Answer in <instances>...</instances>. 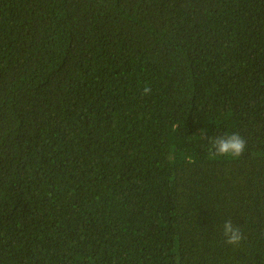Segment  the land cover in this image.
I'll use <instances>...</instances> for the list:
<instances>
[{
    "label": "trees",
    "instance_id": "obj_1",
    "mask_svg": "<svg viewBox=\"0 0 264 264\" xmlns=\"http://www.w3.org/2000/svg\"><path fill=\"white\" fill-rule=\"evenodd\" d=\"M0 264H264V0H0Z\"/></svg>",
    "mask_w": 264,
    "mask_h": 264
},
{
    "label": "clouds",
    "instance_id": "obj_2",
    "mask_svg": "<svg viewBox=\"0 0 264 264\" xmlns=\"http://www.w3.org/2000/svg\"><path fill=\"white\" fill-rule=\"evenodd\" d=\"M151 87L147 84L142 89V95H149ZM201 135L204 137L203 133ZM205 138V137H204ZM206 139V138H205ZM246 149V140L238 133L224 135L211 139L210 151L217 156H231L233 158L240 157ZM222 234L224 242L227 245L239 246L246 236L241 230L233 224L231 219L226 220L222 226Z\"/></svg>",
    "mask_w": 264,
    "mask_h": 264
}]
</instances>
